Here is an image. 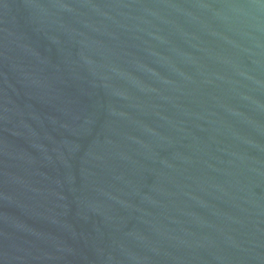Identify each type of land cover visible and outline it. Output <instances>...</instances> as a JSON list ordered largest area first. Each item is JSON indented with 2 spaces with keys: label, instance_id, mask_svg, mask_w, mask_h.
Masks as SVG:
<instances>
[{
  "label": "water",
  "instance_id": "1",
  "mask_svg": "<svg viewBox=\"0 0 264 264\" xmlns=\"http://www.w3.org/2000/svg\"><path fill=\"white\" fill-rule=\"evenodd\" d=\"M0 264H264V0H0Z\"/></svg>",
  "mask_w": 264,
  "mask_h": 264
}]
</instances>
